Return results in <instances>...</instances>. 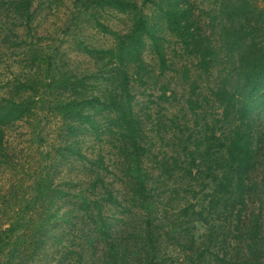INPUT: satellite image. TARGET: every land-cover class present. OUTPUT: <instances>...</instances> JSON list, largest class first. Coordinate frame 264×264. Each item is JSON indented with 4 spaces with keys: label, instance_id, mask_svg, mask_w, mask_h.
Listing matches in <instances>:
<instances>
[{
    "label": "trees",
    "instance_id": "trees-1",
    "mask_svg": "<svg viewBox=\"0 0 264 264\" xmlns=\"http://www.w3.org/2000/svg\"><path fill=\"white\" fill-rule=\"evenodd\" d=\"M72 1L125 19L112 29L90 14L107 42L75 45L110 67L91 81L62 70L58 45L34 41L32 0H0V264H264V227L248 208L264 156V0ZM176 49L189 61L169 67ZM147 51L159 75L179 73L203 121L181 172L189 201L169 225L153 201L130 92L151 76ZM15 64L16 75L3 74ZM42 111L62 118L49 148ZM18 124L37 156L16 173L6 129Z\"/></svg>",
    "mask_w": 264,
    "mask_h": 264
},
{
    "label": "rangeland",
    "instance_id": "rangeland-1",
    "mask_svg": "<svg viewBox=\"0 0 264 264\" xmlns=\"http://www.w3.org/2000/svg\"><path fill=\"white\" fill-rule=\"evenodd\" d=\"M194 4L192 10L199 16L200 26L208 31V25L205 22L206 15L200 12V3ZM30 9L33 12V18L29 26L33 28L34 41L36 37H40L39 43L45 46H59L60 60L58 61L63 65L62 70H69L77 76L92 75L89 81L94 80L93 75L96 73L106 75L110 72L108 64L83 54L77 50L75 42L81 41L83 44L93 46L106 44L107 40L96 31L95 27H92L93 21L89 17L90 14L98 15L97 18L112 29L122 27L125 22L123 16L118 17L106 10L100 12L90 10L83 13L72 0H32ZM18 31L22 34L23 30ZM28 39L29 36L25 38L26 41ZM167 55L166 64L170 65L171 59L173 62L169 67L189 61V57L179 49H176V53L169 50ZM15 59L19 57L16 56ZM143 60L146 68L152 71L151 76L143 84L131 82L130 92L133 95V110L139 117L142 128V145L147 154L143 165L154 181L153 201L162 215L166 213L165 225H169V220L177 219L178 209L189 201L188 195L183 190L186 177L181 175V172L190 161L189 152L193 154L196 149V140L202 137L203 121L201 115L195 114H201L199 109L192 113L187 108L184 101L191 95L188 93L187 86L180 82L179 73L169 69L159 75L156 59L151 52H145ZM10 67L3 70L4 75L12 76L18 73V64ZM104 84L103 82L102 85ZM41 115L45 116L42 118L43 137L49 148L51 144L55 145L60 141L62 118L45 111H42ZM6 135L11 147L10 153L15 154L16 157L15 172L19 173L20 167L31 171L33 161L32 159L29 161V157L32 156L35 159L37 152L26 151L29 140L26 126L13 125L6 129ZM260 153H264V146ZM195 163L194 169H203L197 156H195ZM160 166L167 168V172L162 171L161 173ZM57 175H59L58 172ZM201 176L200 173L195 182H198ZM251 181L254 188L250 195L248 208L251 207L252 211L258 214L261 225L264 227V156L261 157L260 163L255 165ZM201 231L199 227L197 233Z\"/></svg>",
    "mask_w": 264,
    "mask_h": 264
}]
</instances>
